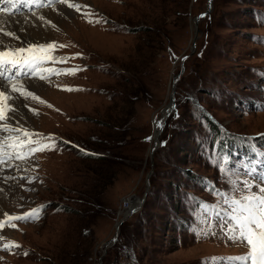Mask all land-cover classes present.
<instances>
[{
	"label": "rangeland",
	"instance_id": "1",
	"mask_svg": "<svg viewBox=\"0 0 264 264\" xmlns=\"http://www.w3.org/2000/svg\"><path fill=\"white\" fill-rule=\"evenodd\" d=\"M74 2L81 13L42 7L58 8L61 18L31 30L50 33L38 44L66 45L53 55L67 62L43 65L60 74L23 76L40 83L36 91L24 85L44 103L9 102L18 109L10 127L51 136L56 147L0 164L6 214L42 209L35 223L0 229V264H227L246 255L217 217L210 231L202 226L207 234L194 229L197 205H215V192L230 190L216 159L227 157L233 172L264 159V0H212L210 12V0ZM26 9L16 17L34 13ZM18 28L15 43L32 44ZM187 55L152 158L156 124ZM9 135L26 139L0 132V140ZM256 168L264 173V163ZM13 243L19 247L3 249Z\"/></svg>",
	"mask_w": 264,
	"mask_h": 264
},
{
	"label": "snow or ice",
	"instance_id": "2",
	"mask_svg": "<svg viewBox=\"0 0 264 264\" xmlns=\"http://www.w3.org/2000/svg\"><path fill=\"white\" fill-rule=\"evenodd\" d=\"M53 3L66 5L68 9L75 10L77 13L82 11V6L75 3L74 0H47V3L44 0H0V36L21 40L17 33L8 26L10 22H14L13 18L16 17L21 5L29 8L32 6L41 8L51 6ZM88 22L93 23L91 19ZM95 23H100V20H96ZM57 47L64 48L66 45L29 44L27 41H22L21 46L14 47L10 42L0 39V88L4 89L0 90V132L22 133V136L26 138L9 135L0 140V164L13 158L25 160L31 154L54 150L56 147L51 136L45 137L21 127H10L7 121L13 119L9 113L18 111L9 103L15 99L22 97L24 100H28L31 98L44 103L18 78L25 76L47 80L53 74H60L55 69L42 67L48 63L67 62V57L57 58L53 55ZM79 55L77 54V56ZM75 71L74 69L64 74L73 75ZM64 90L74 91L75 89L66 88ZM12 93H18V96H13ZM33 136L38 138L33 139ZM42 141H50V143L46 144ZM33 145L35 146L33 147ZM5 149H11V151ZM253 159L256 160L255 164L250 161L233 172L227 157L217 158L218 170L225 174L230 190L215 192V195L220 198L215 205L207 203L197 205L200 212L194 229L197 235L207 234L203 225H209V231L211 230V220L215 216L218 218L221 229H226V238L248 249L246 255L229 258L227 264H264V173L257 174L256 168V164L264 163V159L256 157ZM41 211L42 209H33L23 215L5 214L7 223H0V229L4 227L16 228L15 221L35 223L39 220ZM11 247H19V245L4 244L3 249L8 251Z\"/></svg>",
	"mask_w": 264,
	"mask_h": 264
},
{
	"label": "bare ground",
	"instance_id": "3",
	"mask_svg": "<svg viewBox=\"0 0 264 264\" xmlns=\"http://www.w3.org/2000/svg\"><path fill=\"white\" fill-rule=\"evenodd\" d=\"M21 6H23V5H21ZM32 7L35 9V11H37V13H35V15L32 14V15H26V16H24L25 15L24 14L23 16L15 17V18H13V21L14 22H10L8 26L12 30L14 28H16V27H23L25 29V31L28 30V32L27 31L26 32L30 35L32 44L33 43L34 44H38L37 41L39 39H40V43H43L45 40L48 39L47 37L50 36V33L49 32L46 33L44 30H42V32H43V35L42 36H40V37H38V36L32 37V33L35 34L36 31L33 30L34 32H31V30L34 29L36 25H39L37 23H41V22L42 23L43 22H45V23H54L55 21L60 20L61 16L59 14H56V13H58V8H56L55 6H54L55 8H53V10H48V9L47 10H42V7L41 8H36L35 6H32ZM54 14H56V15H54ZM50 15H51L52 18L49 17ZM52 15H54V16H52ZM40 17H43V18L45 17L46 20L45 21H42V20H40ZM28 18H29V21H27ZM21 29L22 28L14 29V31L17 32V33H19V31H21ZM29 31H30V33H29ZM26 32H24V33H26ZM39 35H40V32H39ZM51 36H52V34H51ZM0 39H3L6 42H10L12 44V46H14V47L21 46V44L15 43V41H16L15 39H10L8 37H2V36H0ZM29 79H31V78H29ZM19 80L21 82H23V83H26L27 86L28 85H31L35 91L38 90V89H40V83L38 81H35V82H32V83L30 82L29 83V82H26L27 80L24 81L23 76H21ZM0 90H4V89L0 88ZM30 121H32L31 120V117L28 116L27 119H26V122L24 124H26L27 122H30ZM155 139H156V135H155ZM8 151H11V149H8ZM3 186H2V184L0 185V191L2 190L1 192H6L7 190L4 189ZM1 192H0V217H1V219H5V218H3V215H4V213L6 214L8 212L3 207V205L5 204V202H3V200H2V198H4V196H2V193ZM130 203L132 204V206L133 205L135 206V204H136V202H131V201H130Z\"/></svg>",
	"mask_w": 264,
	"mask_h": 264
},
{
	"label": "water",
	"instance_id": "4",
	"mask_svg": "<svg viewBox=\"0 0 264 264\" xmlns=\"http://www.w3.org/2000/svg\"><path fill=\"white\" fill-rule=\"evenodd\" d=\"M212 4V0H210V5H209V12L211 10V5ZM197 32V30H196ZM195 39H197V35L195 37ZM195 47V43L193 44V48ZM194 50V49H193ZM194 51H192L191 54H193ZM190 57V55H187L185 57L182 58V71L181 73L175 78L174 80V83H173V90H172V94H171V102L170 104L167 106V108L164 110L163 112V117L160 121L157 122L156 124V130H155V134L154 136L156 135V139H155V145L154 147L152 148V151H151V157L153 158V153L155 152V150L158 148V137L159 135L162 133V131L164 130L165 126H166V121L167 119L171 116V114L173 113V111L175 110L176 108V86H177V83L179 82V80L181 79V76L184 72V67H183V64L184 62ZM186 58V59H185ZM174 105V107H173ZM145 200H146V197L138 200L140 201L136 207L134 208H130V210H125V214H124V217L121 219V221H119L118 223V228L121 226L122 223H124L126 220H128L130 218L131 215L137 213L141 208L142 206L144 205L145 203ZM118 232L116 233V236L111 240V244H114L118 238Z\"/></svg>",
	"mask_w": 264,
	"mask_h": 264
},
{
	"label": "trees",
	"instance_id": "5",
	"mask_svg": "<svg viewBox=\"0 0 264 264\" xmlns=\"http://www.w3.org/2000/svg\"><path fill=\"white\" fill-rule=\"evenodd\" d=\"M205 117V116H204Z\"/></svg>",
	"mask_w": 264,
	"mask_h": 264
}]
</instances>
